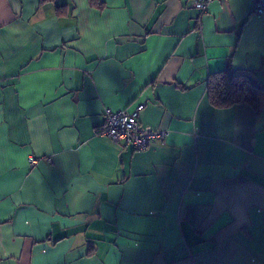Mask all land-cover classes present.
Returning <instances> with one entry per match:
<instances>
[{
	"label": "crops",
	"instance_id": "obj_1",
	"mask_svg": "<svg viewBox=\"0 0 264 264\" xmlns=\"http://www.w3.org/2000/svg\"><path fill=\"white\" fill-rule=\"evenodd\" d=\"M95 1L0 0V264H264V94L207 93L224 69L264 85V16ZM138 104L164 141L98 133Z\"/></svg>",
	"mask_w": 264,
	"mask_h": 264
},
{
	"label": "built area",
	"instance_id": "obj_2",
	"mask_svg": "<svg viewBox=\"0 0 264 264\" xmlns=\"http://www.w3.org/2000/svg\"><path fill=\"white\" fill-rule=\"evenodd\" d=\"M214 0H195L194 7L201 12L205 11L208 4ZM252 12L264 16V0H251ZM144 104H138L134 109L127 108L113 111L107 109L104 112V122L98 128V133L110 137L119 146H130L134 150H143L157 141H164L167 131L141 125L137 114ZM40 158L29 155L28 164L34 166ZM51 162L50 158L48 159Z\"/></svg>",
	"mask_w": 264,
	"mask_h": 264
},
{
	"label": "trees",
	"instance_id": "obj_3",
	"mask_svg": "<svg viewBox=\"0 0 264 264\" xmlns=\"http://www.w3.org/2000/svg\"><path fill=\"white\" fill-rule=\"evenodd\" d=\"M95 4V0H91ZM210 103L215 107H227L236 103H247L256 107L259 97L264 94L252 71L224 69L210 74L207 81Z\"/></svg>",
	"mask_w": 264,
	"mask_h": 264
}]
</instances>
